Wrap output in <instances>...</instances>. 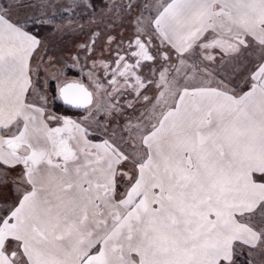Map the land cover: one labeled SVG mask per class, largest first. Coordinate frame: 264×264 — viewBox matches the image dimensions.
Wrapping results in <instances>:
<instances>
[{
    "label": "snow or ice",
    "instance_id": "1",
    "mask_svg": "<svg viewBox=\"0 0 264 264\" xmlns=\"http://www.w3.org/2000/svg\"><path fill=\"white\" fill-rule=\"evenodd\" d=\"M0 264H264V0H0Z\"/></svg>",
    "mask_w": 264,
    "mask_h": 264
},
{
    "label": "rangeland",
    "instance_id": "2",
    "mask_svg": "<svg viewBox=\"0 0 264 264\" xmlns=\"http://www.w3.org/2000/svg\"><path fill=\"white\" fill-rule=\"evenodd\" d=\"M85 23V31H87V24ZM47 36V42L49 46V56L62 57L63 59H67L70 56L74 55L78 49V46L83 43L86 39V36L83 34H61L56 33L54 35L45 33ZM55 87V83L53 82V88ZM54 110L58 111L60 114H68L73 115L71 112L65 113L64 106L61 102L57 101L54 105Z\"/></svg>",
    "mask_w": 264,
    "mask_h": 264
}]
</instances>
